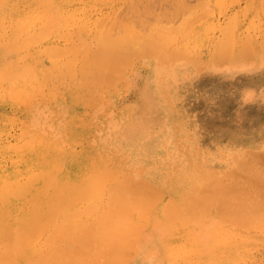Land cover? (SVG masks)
<instances>
[{
	"label": "rangeland",
	"instance_id": "374dc122",
	"mask_svg": "<svg viewBox=\"0 0 264 264\" xmlns=\"http://www.w3.org/2000/svg\"><path fill=\"white\" fill-rule=\"evenodd\" d=\"M159 28L160 31L161 28L165 29L167 33L165 30L163 32L169 33L172 37L166 38V35L161 34L162 31L158 33L156 30ZM127 30L128 32L133 30L135 34L128 33ZM125 31L130 35L133 34L131 37L140 36L141 39H145V41L142 40L143 42H148L149 40L146 38L153 37L154 41H158L159 44L155 45L151 38L152 46L158 47H152V49L148 47L150 51L152 50L151 52H145L147 49L145 47L142 54L136 49L141 54L138 53L137 57H135L136 51L135 56L129 54L130 61H133L131 65L127 63L129 61L127 53L124 56L125 60L121 59L122 63L127 60V64L121 65H128L129 68L126 66L127 70H124V67L119 64L120 66L117 67L124 70L123 73L121 72L124 75L121 77L116 75L118 80L115 82L114 72L112 75L115 77L108 73L107 77L108 75L112 76L114 82L113 84L110 79L111 84L109 83V85L111 86H108V83L106 85L104 82L106 83L109 77L106 78L107 81L104 75H102V79H99L100 76H97L98 72L95 71L97 67L91 61L93 57L90 56L92 58L89 60L88 54L92 55L98 52L97 50L101 47V36L108 35L111 39L121 38L123 40L126 38L124 37ZM137 33L138 35H136ZM135 38V42L140 40ZM134 40L132 41L134 42ZM138 45L137 43L135 47ZM222 47H224L223 52L220 50ZM246 58H248L247 62L251 59L252 62L247 63ZM116 70L115 67L114 71L116 72ZM117 73H120V70ZM3 74H5L4 77ZM7 74L11 79H4L8 77ZM10 74L13 75V78ZM91 86L92 88H88ZM251 88L256 89L253 92V97L246 94V91L248 94L250 90L253 91ZM260 89L261 92H259ZM263 95L264 0L2 1L0 3V182L19 184L20 181L22 186H27L30 189L34 182L33 179L36 176L38 179L32 184L29 192L30 198L14 194L11 190L16 188L11 189L9 186L4 188L6 194L5 196H3L4 193L2 194L3 200L0 198V214H2L0 221L14 228L17 224L19 226L20 218L21 220L22 217L23 219L28 218L30 210L35 209L38 202L42 204L35 210L37 215L41 207L42 211L47 208L48 201L55 191L60 194L61 200L57 215L51 221L52 227L44 228L43 231H40L41 228L35 229L38 233L44 232L42 235L39 234V238L35 236L40 241L39 243L32 241L34 240L30 236L32 232L29 235L31 238L25 237V242L29 240L33 243L26 242V246H22L24 249L18 246L17 249L16 245L15 248L12 247L13 250L17 249L16 254L12 255L13 260L6 261L8 260L7 256H11L10 254L13 252H10L11 248L9 247L11 246L8 247L10 249L8 250L5 244L11 243L6 242L7 239H0V253L2 249H5L2 250V254L6 250L10 252L9 254L6 251L8 253L6 260L2 261L5 259L4 257L0 261L1 264H5L4 262L7 264H26L27 262L32 264L31 258L26 259L31 256L29 253L40 254L44 251L49 252L50 256V252L54 253V251L47 250V248H51L49 244L52 243L53 247L58 246L57 240L62 239L60 242L64 248L59 246L62 249L67 247L66 251L69 248L72 250H69L70 254L61 250L63 256L59 260L63 261V258L70 255L69 258L75 259L76 262H73L76 264H128L126 262L129 257L131 260L128 261L129 264H173V262L174 264H264V221L261 220L264 219L262 216L264 213L259 212L263 210H258V208L264 207V199L262 195L261 198L258 195L261 192L264 194V181H262L264 177L261 180V175L258 176L259 179L255 174V176L248 175L249 171L243 168V165L241 167L247 172L238 169L241 160L246 159L247 163L248 158L246 157L249 152L255 155V158L252 156L254 159L257 157L258 160V157H261L260 159L264 162ZM149 119L150 121L152 119V128L147 129L145 127ZM31 135L32 137L37 135L38 138L30 139ZM40 137L43 143L37 142ZM29 140H35L33 144L31 143L34 148H30ZM256 153L258 154L256 155ZM37 154L41 157H38ZM249 158L251 157L249 156ZM44 160L46 163L43 162ZM255 161L250 162L254 164ZM103 163L104 165L107 163L106 166ZM251 163L249 164L252 166ZM259 163L261 162L259 161ZM259 163L255 164L259 165ZM93 165L101 166L105 169V173L95 174L91 169ZM262 165L264 163H261L257 168L261 167L263 170ZM46 166L49 170L52 168L50 172H47L49 173L47 177L49 176L48 179L51 178V180H46V183L42 182L44 183L42 184L41 176L43 173L47 174L46 170L48 171ZM253 167L256 169V165ZM30 169H33L32 172ZM239 172L240 174L245 173L243 174L245 177L241 176ZM90 173H93V176ZM246 174L248 178H246ZM87 175H90L87 181L96 178V185L94 182H87L86 186L93 184L94 190L96 187L99 189H96L98 194L94 193V190V194L91 192L92 187L89 191L86 188L90 187L78 188L80 194L79 191H76L78 195L76 198L74 197L76 203H70L72 206H67L63 211L61 209L65 207L63 204L68 205L71 202L68 200L67 203V194L64 197L65 193L71 194L70 190L76 186V182L80 183L83 181V177L84 179L88 177ZM250 176L256 179L253 180ZM129 177L134 178V182L139 179L140 181L144 179L143 181L146 180L150 184L154 182L152 185L155 184L156 188L152 186L149 190L161 189V193L164 192L165 195L160 196L161 193L159 195L155 193L159 190L151 191V194H153L152 192L155 194L153 198L149 193L152 198L149 200L147 190L151 187L150 184L145 186L146 190L143 188L145 183L140 182V184L138 181L135 183L143 186L135 184V189H131L132 181V187H127V189L123 182L129 181L127 180ZM217 179L230 183L233 189L234 187L242 188V186L247 188L244 191L239 189L240 193H236L238 195L243 194L242 192L245 193L244 197L240 196L241 198L236 195L242 202H239L238 198V200L234 199L235 202L237 200L240 203L241 207L243 203L248 204V200L257 198L258 203L253 200L257 204L254 202L250 205L246 204L253 208L249 209L244 206L245 204L243 205L249 210L244 207L237 208L240 206L238 203L236 210L231 208L236 214L237 212L241 214L244 210L246 212L251 210L250 217L247 216L249 218L258 216L257 220L260 219L256 222V218L253 219L254 226L249 227L254 223L251 221L248 223L250 224L248 227H246L247 223L240 222L242 219L234 221L233 217L236 218L238 215L239 218V214L234 215L233 213L232 220L231 215L229 216L232 210L229 211L227 208L225 209L229 211H226L229 218L222 214L221 210L223 209L221 208L226 205L223 206L222 199L219 200L216 196L217 188L214 189V192L212 191L216 194L211 193V195L215 196L214 200L217 197L221 201L219 207L221 210L214 205H218V201H212L209 195V198H205L207 194L204 197V193H210V190L207 191V188L211 186L208 182L211 184L214 182V186ZM17 180L19 181L17 182ZM120 181H123L122 185L125 186L123 191ZM258 181L263 183L260 184ZM100 182H103L104 185ZM111 182L114 183V188L118 183L121 186L120 188L117 186L120 191L116 188L109 190ZM35 185H38L36 187L38 191L33 188ZM98 186L106 187L100 190L101 187ZM261 186H263V190ZM137 187L139 188L137 189ZM225 187L224 185L223 188ZM233 189L229 187V190L233 191ZM144 190L146 191L144 195L148 197V200L143 196ZM247 190H252L253 195H248ZM117 191L137 201L132 200L134 202L132 207L126 204L130 206L128 209L122 205L124 210L122 207H117L118 209L115 207L114 210V206L109 201ZM223 192L225 194V191ZM227 193L231 197V191ZM129 194L130 196H128ZM255 194L257 197H251ZM122 195L120 196L124 199L125 195ZM155 195L160 197L156 198ZM220 195L222 196L223 193L221 192ZM223 197L225 196L223 195ZM243 198L248 200L244 199L245 202ZM153 199L156 200L152 202ZM196 199L200 204L203 203V206L198 203L199 209L193 206ZM190 200L193 201L192 205ZM229 200L233 201V199ZM128 201L130 200L128 199ZM170 201L174 202L173 206L175 208L178 206L179 210L190 205L193 210L189 209V213L181 210L180 212L172 211L173 207ZM262 203L263 205H261ZM234 204L236 205V203ZM179 206L184 207L180 208ZM194 207L197 210H194ZM105 208H110L111 212L113 210L112 213L118 217L116 222L112 221L114 224L119 221L118 225L129 224V222L138 223L136 228L140 225L138 230L133 228L135 232L140 230L142 233L139 237L141 243L139 244L140 241L137 244L134 242L136 245H140L137 246L138 248L136 247L138 250H134V244L129 242L128 237L133 240V236L131 237L128 233L113 232L111 235L116 236L115 238L110 237L111 231L105 230L107 231L106 235L109 234L108 236L103 235L104 231H100L102 235H99L101 226L96 222L101 220V212ZM118 210L119 213L116 212ZM252 211L254 212L252 213ZM254 214L257 216H253ZM61 215L64 216L63 219H67V222L66 219L61 220ZM247 216L243 219H247ZM106 218L103 222L100 221L103 223L101 225L102 228L104 226V229H106V224H108L107 227H111L108 218L104 224ZM141 218L144 219L140 220ZM125 219H129V221ZM226 219L228 220L226 221ZM59 220L65 221V225H60L61 221ZM79 222L83 225L87 224L86 227L79 226L80 228L83 227L87 230L88 226L91 231L79 229V227L77 229L76 224ZM91 222L93 223L91 224ZM234 222L235 224H233ZM57 223L62 228L68 227L69 233L65 230L68 234L64 232L67 227L61 229L63 230L61 232L65 234L61 236L62 239L59 237L62 233H57L60 231L59 228L56 227V233L54 229H51ZM217 224L219 225L217 226ZM93 228L97 233L92 231ZM212 228L214 231H209ZM51 230L54 231L55 236L59 234V238L57 236L55 238L53 235L55 240L48 238L52 242L45 238L49 232L52 233ZM208 231V234H212L211 239L207 238L209 236L204 237L205 232ZM50 234L49 236L52 235ZM123 235L129 236L122 239ZM149 235L152 237V241ZM146 236L149 238L147 239ZM116 239L117 242L114 241ZM121 239L122 242H120ZM113 241L116 242V246L112 244ZM127 241L131 245L127 244ZM1 242H4V248ZM218 243L220 244L218 245ZM123 245L125 248L122 247ZM127 245L132 246L133 249ZM206 245H209L208 248ZM37 246H39V250ZM57 246L56 248L59 247ZM111 246L116 248L112 247L111 249ZM26 247L29 248L25 249ZM41 247L44 250L41 251ZM53 247L52 250L55 248ZM124 249L126 252H123ZM207 249H210V253L207 252L208 255L205 254ZM19 250L22 253L25 252L21 254ZM45 255L43 259L49 257L48 255L45 257ZM35 256H32L33 260ZM37 257L38 254L36 256L38 260ZM51 257L55 258V255ZM56 258L58 259V257ZM43 259L41 264H45L46 259ZM52 261L53 259L51 263L54 264ZM35 263L33 262V264Z\"/></svg>",
	"mask_w": 264,
	"mask_h": 264
},
{
	"label": "bare ground",
	"instance_id": "6f19581e",
	"mask_svg": "<svg viewBox=\"0 0 264 264\" xmlns=\"http://www.w3.org/2000/svg\"><path fill=\"white\" fill-rule=\"evenodd\" d=\"M2 1H4V0H0V3H1ZM163 30H165V29H162V28H161L162 33H161V31H160V28H159L158 30H156V31H157L158 33H161V34L164 35V36L166 35V38H168L169 36H171L169 33H168V34H165V33H167V31L165 30L166 32L164 31V32H165V33H164ZM154 31H155V30H154ZM156 31H155V33H157ZM127 32H128V30H127ZM129 32L132 33L133 30H132V31L129 30ZM129 32H128V33H129ZM128 33H126V31H125L124 37H126V38H124L123 40H122L121 38H120V39H118V38H117V39H113V38L111 39L110 37H108V35H106V36H105V35L101 36V38H100V39H101V40H100V42H101V47H100L99 50H97L98 52H97L96 54L93 53V54H95V55H93V54L90 55L91 53L88 54V55H89V60H90V58L93 57L91 61L94 62V64L96 65V67H97V69H98V70L96 69L95 71L98 72L96 75H97V76H100L99 79L102 77V75H104V77L106 76V77H105V80L107 81L108 77L110 76V75H108V77H107V74L109 73V74L112 75L113 72H114L113 75H115V76H116V75H120V77H121L122 75H124V74H122V73H123L122 71H124V70L126 69L125 67L127 66V68H129L128 65L123 66V65H121V64H127V63H128V64L131 65V62H133V61H130V58H129L130 56H129V54H130L131 56H133V54H134L135 51H136V53H135L136 56H135V54H134V56L137 57V56H138L137 54H138L139 52L142 54V53L145 51V47L147 48L145 52H148V51L151 52V51H152V50L150 51V49H152V47H153V46H152L153 44H152V41H151V38H153V37L146 38V40L148 39L149 41H148V42H147V41H146V42H143V41H145V39H141L140 36H135V35H134L135 37H137L138 39H140L139 41L137 40V41L135 42L134 39H136V38H135V37H131L133 34H135V32H133V34H131V35L128 34ZM126 35H130V36L127 37ZM136 35H138V33H137ZM171 37H172V36H171ZM131 38H132V39H131ZM132 40H134V42H133ZM142 40H143V41H142ZM154 40H155V39L153 38V43H154L155 45H158V44H159L158 41H154ZM140 41H142V42L139 43ZM149 42H150V44H149ZM155 42H157V43H155ZM133 43H134V46H133ZM135 43H136V44H135ZM137 43H138L139 45H138V47H137V46L135 47V45H137ZM145 43H146V45H145ZM140 44H141V45H140ZM142 44H143V45H142ZM149 45H150V46H149ZM155 45H154V47H158V46H155ZM142 46H143V47H142ZM148 47H149L150 49H149ZM154 47H153V48H154ZM139 48H140V49H139ZM223 48H224V47L220 48V50L222 51ZM133 49H134V50H133ZM136 49H138L139 52H138V50H136ZM143 49H144V51H143ZM140 50H141V51H140ZM221 51H220V52H221ZM223 51H224V49H223ZM223 51H222V52H223ZM93 52H94V51H93ZM132 52H133V53H132ZM127 53H128V54H127ZM140 53H139V54H140ZM126 54L128 55V59H129L130 62H129V61L127 62V60H126L127 63H126L125 61H124V63H122V61L125 60V58H126V57H124ZM141 54H140V55H141ZM90 56H92V57H90ZM122 57H123V58H122ZM132 58H133V57H132ZM121 59H123V60H121ZM247 59H248V58L245 59L246 62H247ZM249 59H251V58H249ZM120 60H121V61H120ZM251 60H252V59H251ZM251 60H248L249 62H247V63L250 64V61H251ZM119 61H120V63H118ZM251 62H252V61H251ZM116 63H117L118 65H117ZM119 64H120L122 67H124V70H123L122 68L120 69V67H117V66H120ZM130 65H129V66H130ZM115 67L117 68L116 72L114 71V70H115ZM119 70H120V73H117V71H119ZM126 70H127V69H126ZM27 71H28V69H27ZM27 71L25 70V72H27ZM110 72H111V73H110ZM121 72H122V73H121ZM99 73H100V74H99ZM22 74H24V73H22ZM4 75H5V74H3V77H4ZM10 75H12V74H10ZM24 75H25V74H24ZM113 75H112V76H113ZM7 76H8V77H7V78H4V79H11V78H9V77H10L9 74H7ZM112 76L109 77V80H108L106 83L104 82V84L107 85V83H108V86H111V85H109V83L111 84L110 79L112 80V83H113V84H114L115 81L118 80V79H117L118 76H116V79H114V82H113V77H115V76H113V77H112ZM160 76H161V75H160ZM11 77L13 78V75H12ZM123 77H124V76H123ZM123 77H122V78H123ZM102 78H103V77H102ZM102 78H101V79H102ZM106 78H107V79H106ZM119 79H121V78H119ZM109 81H110V82H109ZM11 83H12V81H11ZM127 83H128V82H127ZM162 87H163V86H162ZM256 87H257V86H256ZM88 88H92V86H91V87H88ZM251 89H252V88H251ZM261 89H263V88H261ZM261 89H260L259 92H261ZM91 90H92V89H91ZM248 90H249V89H248ZM252 90H253V91L250 90L249 94H248V92L246 91V94L249 95V97H253V95H254L253 92L256 91V89H252ZM256 93H257V92H256ZM256 95H257V94H256ZM263 96H264V95H263ZM245 97H246V96H245ZM147 122H148V123L146 124V127H145V128H147V129L152 128V126H151V125H152V119H151V121H150V119L147 120ZM93 135H94V134H93ZM33 137H37V135H36V136H33ZM33 137H32V135H31V136H30V139H33ZM37 138H38V137H37ZM26 141H27V140H26ZM26 141H25V142H26ZM29 141H30V142H29V143H30L29 145H31L30 148H34V147H32V144H33V142H34L35 140H29ZM37 142H38V143H39V142L43 143L41 137H40L39 141H38V139H37ZM37 142H36V144H38ZM26 143H27V142H26ZM31 143H32V144H31ZM44 143H45V142H44ZM34 144H35V143H34ZM38 145H39V144H38ZM26 146H27V145H26ZM26 146H25V147H26ZM35 146H36V145H35ZM41 146H42V145H41ZM55 146H56V145H55ZM37 148H38V147H37ZM39 148H40V147H39ZM46 149H47V148H46ZM46 149H45V150H46ZM31 151H32V150H31ZM40 151H42V150H40ZM46 151H47V150H46ZM42 153H44V152H42ZM45 153H47V152H45ZM243 153H244V152H243ZM262 153H263V152H262ZM49 154H50V153H49ZM108 154H109V153H108ZM257 154H258V153H256V155H257ZM37 155H38V154H37ZM44 155H45V154H44ZM44 155H43V156H44ZM54 155H55V154H54ZM103 155H104V154H103ZM243 155H244V154H243ZM245 155H247V154H245ZM262 155H263V154H262ZM39 156H40V155H38V157H39ZM50 156H51V154H50ZM249 156H250L251 158H249ZM252 156L254 157L255 155H253V153L250 154V152H249V154H248L247 157H246V158H248V159H247V160H248L247 163H246V159H244V161H243V160H241V161L239 160V161L241 162V164H240V166L238 165V167H239L238 169H240V171H242V170H244L243 168H246V169H248L249 172H247L246 169L244 170V172H247L248 175L251 174V176H252V174H253V176L257 175V176H256L257 179H259L258 176L261 175V180H262V177H264V174H261V173H264V171H263L264 169L262 170L261 167H260V169L262 170V171H261L259 168H257V166L259 167V165H260L261 163L263 164L264 162H262V159H260L261 157H260V158L258 157V160H257V157H256V159H254L255 157L253 158ZM259 156H261V155H259ZM40 157H41V156H40ZM91 157H92V156H91ZM91 157H90V158H91ZM93 157H94V156H93ZM93 157H92V158H93ZM97 157H98V156H97ZM100 157H101V156H100ZM221 157H222V156H221ZM225 157H226V156H225ZM237 157H238V156H237ZM47 158H48V157H47ZM101 158H102V157H101ZM235 158H236V157H235ZM97 159H98V158H97ZM113 159H114V158H113ZM259 159H260V160H259ZM263 159H264V158H263ZM90 160H91V159H90ZM94 160H95V158H94ZM101 160H102V159H101ZM253 160H256V161L254 162V164H255V163H259V161L261 162V163H259V165H258V164H255V165H256L255 168H256L257 170L254 169V167L252 168V166H255L254 164H252V163H253V162H252ZM91 161H92V160H91ZM108 161H109V160H108ZM250 161H251L252 163H251ZM38 162H39V161H38ZM43 162H45V160H44ZM99 162H100V161H99ZM242 162H243V163H242ZM35 163H36V162H35ZM41 163H42V162H41ZM45 163H46V162H45ZM97 163H98V162H97ZM238 163H239V162H238ZM245 163H246L248 166H247V165L245 166ZM249 163H251L252 166H251ZM37 164H38V163H37ZM53 164H54V162H53ZM91 164H92V162H91ZM91 164H90V165H91ZM106 164H107V163H106ZM106 164L104 165V163H103L104 166H106ZM99 165H100V164H99ZM242 165L244 166L243 168L241 167ZM51 166H52V165H51ZM111 166H112V165H111ZM250 166H251V167H250ZM49 167H50V166H49ZM52 167H53V166H52ZM240 167H241L242 169H241ZM247 167H248V168H247ZM262 167L264 168V165H262ZM30 168H31V167H30ZM42 168H43V167H42ZM46 168H47V166H46ZM50 168H51V167H50ZM114 168H115V166H114ZM235 168H237V166H235ZM12 169H13V168H12ZM47 169H48V168H47ZM91 169H93V172H94L95 174H101V173H103L104 170H105V169L101 168V166H100V167H98V166L96 167V166H94V165H93V167H92ZM109 169H110V168H109ZM30 170H31V172H32L33 169H30ZM38 170H40V169H38ZM45 170H46V169H45ZM50 170H52V168H51ZM50 170H49V169H48V171L46 170V173H47V172H50ZM106 170H107V169H106ZM116 170H117V169H116ZM26 171H27V170H26ZM34 171H35V170H34ZM41 171H42V170H41ZM41 171H40V173H42ZM121 171H122V170H121ZM217 171H218V170H217ZM12 172H13V171H12ZM12 172H10V173H12ZM31 172H30V173H31ZM38 172H39V171H38ZM112 172H113V171H112ZM242 172H243V171H242ZM242 172H241V173H242ZM250 172H251V173H250ZM256 172H258V173H256ZM260 172H261V173H260ZM0 173H1V172H0ZM14 173H15V172H14ZM73 173H74V172H73ZM104 173H105V172H104ZM114 173H115V172H114ZM114 173H113V174H114ZM124 173H125V172H124ZM172 173H173V172H172ZM6 174H7V173H6ZM8 174H9V173H8ZM16 174H17V173H16ZM44 174H45V173H43V175L41 174V175H42V176H41V180H42L41 183H42V182H45V183H46V180L49 181V179L51 180V178L48 179L49 176L47 177V175H49V173L45 174L46 179H45V177H44ZM50 174H51V173H50ZM74 174H75V173H74ZM90 174H91V173H90ZM92 174H93V173H92ZM92 174H91V175H92ZM111 174H112V173H111ZM120 174H121V173H120ZM122 174H123V173H122ZM122 174H121V175H122ZM219 174H220V172H219ZM239 174H240V172H239ZM243 174H245V173H242V174H240V175L242 176ZM254 174H255V175H254ZM11 175H12V174H11ZM14 175H15V174H14ZM20 175H22V174H20ZM28 175H29V173H28ZM30 175H32V173H31ZM63 175H64V173H63ZM116 175H118V174H116ZM179 175H180V174H179ZM183 175H184V174H183ZM246 175H247V174H246ZM248 175H247L246 178H248ZM262 175H263V176H262ZM22 176H25V175H22ZM52 176H53V175H52ZM87 176H88V177H85L86 181H84L85 179H84V177H83V178H82L83 181H81V182L78 183V184H77V182H76V186L73 185V186H75V187H74L72 190H70V191H71V192H70L71 194H69V193L67 192V190H66L67 193H65L64 197H65L66 194H67V196H66L67 203H68V200H70L71 202H69L68 205L63 204V205L65 206V207H62V208H61L63 211H64V208H66L67 206H72L70 203H73V204L76 203V202H74V200H76L75 198L78 196V195L76 194V191H79V194H80V189L77 190L78 188H82V187H83V188H84V187H90V188H86V189L89 191V189H91V187H92L93 189H91V190H92L91 192L93 193V190H94L93 184H91V185L89 184L90 186H89V185L86 186V184H87V182H88V183L94 182V184L96 185V182H95L96 178H94L95 180L90 179V181H87V179L90 178V177H89L90 175H87ZM92 176H93V175H92ZM95 176H97V175H95ZM95 176H94V177H95ZM124 176H125V175H124ZM136 176L138 177V175H136ZM154 176H155V175H154ZM181 176H182V175H181ZM209 176H210V175H209ZM215 176H216V175H215ZM243 176L245 177V175H243ZM251 176H250V177H251ZM15 177H17V176H15ZM63 177H64V176H63ZM105 177H106V176H105ZM210 177H211V176H210ZM210 177H209V178H210ZM21 178H23V177H21ZM25 178H26V177H25ZM30 178H31V177H30ZM54 178H55V176H54ZM113 178H114V177H113ZM132 178H133V177H132ZM211 178L213 179L214 177H211ZM217 178H218V177H217ZM251 178H252V177H251ZM251 178H249V179H251ZM254 178H255V177H254ZM254 178H252V179L255 180L256 178H255V179H254ZM5 179H6V178H5ZM23 179H24V178H23ZM37 179H38V178H37V176H36V178L33 179V181L35 182V180L37 181ZM98 179H99V178H98ZM108 179H109V178H108ZM126 179H127V178H125V180H126ZM130 179H131V177H129V178L127 179V180L130 181V184H129V185H128V182H129V181L126 180V181H127L126 183L122 181V182L126 185V188H127V187H128V188H129V187L131 188L132 185H133V187L131 188V189H133L134 186H135V184H137L138 181H139V183H140V182H142V183L144 182V183H145V185H144L143 188L147 190L146 187L150 184V183H148L146 180L143 181L144 179L141 180V181H140V179H139L138 181L135 179V180H136L135 182H137V183H135V182L133 181L134 178L131 179V180H130ZM172 179H173V178H172ZM214 179H215V178H214ZM218 179H219V178H218ZM218 179H217V181H216V184L214 185L215 187L213 186L214 182H213L212 184H211V182H208L211 186H209V184H208L209 187L206 185V186L208 187V188H207L208 190H207L206 188H205V189H206L207 191L210 190V191H209L210 193H208V192L204 193V197H205V195L207 194L205 198H207L208 195H209V196L212 198V201H213V200L215 199V196L213 195L214 197H212L211 193H212V194H216V192H215V193H213V192H214V189L217 188V189H216V191H217L216 196L219 198V200H220V198H221V199H222V202L219 201V200L217 199V197H216V200H214V202L218 201L219 204H218V205H217V204H214V203H213V204L216 205V206L218 207V209H219L221 203L223 204V206H224V204H225L227 207L225 206V207L223 208V207L221 206V207H222L221 209H223V210H225V211H223V210H221V209H219V210H221L222 214H224V216H225L226 218H229V216L231 215L230 218L232 219V217H233V213H234V215H237V214L240 213V212H239V213L237 212V214H236V213L234 212V210H236L235 208H236L238 205H240V203H239V202L241 201L240 198H241L242 196L244 197V194H245L244 192H242L243 194L238 195V194L240 193L239 189H241L242 191H244V190H246L247 188L244 187V186H242V188L244 187L243 189H242L241 187L238 188V189H237V187H234V189H233V187L231 186L230 183H225L224 180H222L223 182H222L221 180L218 181ZM222 179H223V178H222ZM242 179H244V178L242 177ZM30 180H31V179H30ZM43 180H45V181H43ZM79 180H81V179H79ZM207 180H209V179H207ZM18 181H19V180H17V182H18ZM25 181H26V179H25ZM71 181H73V180H71ZM132 181H133V183H132ZM262 181H264V179H263ZM262 181H258V182H260V184H261V183H263ZM22 182H23V181H22ZM22 182H21V183H22ZM27 182H28V180H27ZM31 182H32V181H31ZM34 182H33V183H34ZM78 182H79V181H78ZM108 182H109V181H108ZM113 182H114V181H113ZM113 182H111V184L113 185V186H112V185H111V186H112L113 188H112L111 186H109L108 189L110 190V189H115V188H116V189H118V190L120 191L119 188H120L121 186L117 183L116 185L119 186V188H117V186L114 188V186H115L114 183H116V182H114V183H113ZM118 182H119V181H118ZM120 182H121V181H120ZM122 182H121V185L123 184ZM146 182H147V183H146ZM149 182H151V181H149ZM206 182H207V181H206ZM219 182H220V184H221V187H220V188H219V186H220ZM248 182H249V180H248ZM250 182L252 183V181H250ZM33 183H32V184H33ZM47 183H48V182H47ZM100 183H101V182H100ZM102 183H103V182H102ZM102 183H101V184H102ZM105 183H106V182H105ZM131 183H132V185H131ZM144 183H143V184H144ZM152 183H154V182H152ZM152 183L150 184L151 187H149L148 190H149L150 188H152V186H153ZM224 183H225V184H224ZM256 183H257V182H256ZM32 184H31V188H32ZM42 184H44V183H42ZM73 184H74V182H73ZM140 184H141V183H140ZM140 184H139V185H140ZM161 184H162V183H161ZM217 184H218V185H217ZM227 184H228V185H227ZM229 184H230V185H229ZM103 185H104V183H103ZM103 185H101V186H103ZM127 185H128V186H127ZM137 185H138V184H137ZM139 185H138V186H139ZM224 185L226 186L225 188H223ZM252 185H254V184H252ZM6 186H7V187L9 186L11 189H12V188H16V189L11 190V191H12L14 194H19V195H20L19 197L22 196V197H25V198H30V194H29V192H30V189H31V188L29 189V187H27V186H22V185L20 184V181H19V184L15 183V182L1 181V182H0V196H1L0 198H1V200H3L2 198H3V196H5V194H6L5 191H4V188H6ZM33 186H34V185H33ZM37 186H38V185H35V187H33V188L37 189V188H36ZM101 186H98V187H101ZM106 186H107V185H106ZM106 186H105V187H106ZM141 186H143V185H140V187H141ZM145 186H146V187H145ZM156 186H157V185H156ZM182 186H183V184H182ZM202 186H203V184H202ZM212 186H213V187H212ZM228 186L231 187V189H233V191H232V190H229V187H228ZM69 187H70V186H69ZM69 187H68V188H69ZM105 187H103V188H105ZM110 187H111V188H110ZM124 187H125V186L122 185V188H123V189L121 188L122 191L124 190ZM135 187H136V186H135ZM153 187H155V184H154ZM162 187H163V186H162ZM197 187H198V185H197ZM200 187H201V186H200ZM262 187H263V186H261V189L263 190L264 187H263V188H262ZM103 188L101 187L100 190H101V189L103 190ZM128 188H127V189H128ZM138 188H139V187H137V189H138ZM155 188H156V187H155ZM155 188H154V189H155ZM164 188H165V187H164ZM203 188H204V187H203ZM222 188H223V189H222ZM245 188H246V189H245ZM28 189H29V190H28ZM96 189H98V188L96 187ZM96 189L94 190V191H95L94 193H96V191L99 190V189H98V190H96ZM131 189H129V190L132 191ZM134 189H135V188H134ZM193 189H194V186H193ZM205 189H204V190H205ZM212 189H213V190H212ZM220 189H221V190H220ZM224 189H225V190H224ZM226 189H227L228 191H227ZM129 190H128V191H129ZM148 190H147L148 195H149V193H150L151 191L159 190V191L155 192V193H157L158 195H159V194L161 193V191H162L161 189H155V190L152 189L151 191H150V190L148 191ZM201 190H202V189H201ZM222 190L225 191V194H226L227 196L224 194V192H223ZM234 190H238V191H234ZM37 191H38V189H37ZM122 191H121V192H122ZM212 191H213V192H212ZM230 191H231V193H232V194H231V197H232V198H231L230 196H228L229 194L227 193V192H230ZM247 191H248V190H247ZM251 191H252V190H249V191H248L249 194H248L246 191H245V192H246L248 195H251V194H252ZM263 191H264V190H263ZM39 192H40V190H39ZM52 192H53V191H52ZM73 192H75V193H73ZM218 192H219L220 194H221V192H222L223 195H224L225 197H223V195L221 196ZM237 192H238V194H236ZM254 192H255V191L253 190V193H254ZM257 192H258V191H257ZM259 192H261V190H259ZM3 193H4V194H3ZM40 193H41V192H40ZM77 193H78V192H77ZM94 193H93V194H94ZM145 193H146V191L144 190L143 196L146 197V195H144ZM152 193H153V194L150 193V195L154 198L153 195H154L155 193H154V192H152ZM233 193H234V194H233ZM2 194H3V196H2ZM68 194H69V195H68ZM96 194H98V193H96ZM113 194H115V193H113ZM113 194H112V195H113ZM117 194H118V195H117ZM119 194L122 195L121 193H119V192L117 191L116 195H114L113 198L110 197V201H109V202H110V204H111L112 206H114V210H115V207H116V208H117V207H122V208H123V207L125 206V209H128V207H130V206L132 207V206H133V204H134V202H135L136 199L133 198V199H134V200H133L132 198H129V197H127L125 194H123V195H125V198H124V199L127 201V202H126V201L123 199V197H121ZM163 194H164V192H162V193L160 194V196L163 195ZM247 194H246V195H247ZM112 195H111V196H112ZM123 195H122V196H123ZM150 195H149V200H150V198H151ZM164 195H165V194H164ZM218 195H219V196H218ZM233 195H234V197H233ZM236 195H238V197H240V196H241V197L238 198ZM252 195H253V194H252ZM256 195H257V194H255V196H251V197H257ZM258 195H260V196H259L260 198H261V195H262V198L264 199V196H263L264 194H263L262 192H261L260 194H258ZM83 196H84V195H83ZM128 196H130V194H129ZM160 196H158V197H160ZM74 197H75V198H74ZM140 197H141V196H140ZM155 197H156V195H155ZM158 197H156V198H158ZM204 197L202 196L203 199H204ZM226 197H228L229 199H233V201L227 199ZM37 198H38V197H37ZM126 198H128L130 201H128V199H126ZM163 198H164V197H163ZM169 198H170V197H169ZM202 198H201V199H202ZM208 198H209V197H208ZM213 198H214V199H213ZM235 198H236V199L238 198V199H239V202H237L238 199H237L236 202H235V201H234ZM249 198H250V197L248 196V199H249ZM146 199L148 200V197H146ZM146 199H145V200H146ZM151 199H152V198H151ZM244 199H245L246 201L248 200V199H246V198H243V200H244ZM60 200H61V196H60V194H59L58 192L55 191V193L53 194V196L51 197V199H49V201H48V205L46 204V205H47V208H44V210L42 211V207H41V208L38 210V212H37L38 215H37V214L35 213V210H36L38 207H40V205L42 204V203L38 202V205L35 207V209L32 208V209L30 210V213H29V215H28V218L25 217V218L23 219V217H22V220H21V218H20L21 221L19 220V222H20L19 226H18V224H17L14 228L10 227L11 225H8V224L4 223L3 221H0V232H1V233H0V234H1V235H0V239H7V240H5L6 242H10L12 245L14 244L13 246H12L11 244H5L6 247H7V249L10 250L9 248H11L10 252H13V253L10 254V252H8V251L6 250V251L11 255V256L8 255V256H7L8 260H6V255H7L8 253H6V251H5L4 253H6V254H5V255H4V253L2 254V250H3V251L5 250V249H2V250H1V253H0V255H1V256H0V257H1L0 261H1L2 259H4V257H5V259L2 260V261H5V260H6V261H10V260L13 258L12 255H13V254H14V255L16 254V250L18 249V247H19V248H23V247L26 246V242H27V243H28V242L30 243L31 241H29V240H27V241L25 242V239H26V238H27L32 232H33V233L30 235V236L32 237V239H34V240H32V241H33V242L38 241L37 239H38L39 236H40L39 234L42 235L44 232H40V233H38L37 231H35V229L38 230L39 228H41V229H40V231H41L42 229L44 230V228L52 227V226H51V221H53V220L55 219L56 215H57V209H58V205H59ZM132 200H133L134 202H133ZM147 200H146V201H147ZM154 200H156V199H153L152 202H153ZM174 200H175V199H174ZM192 200H193V199H192ZM224 200H225V201H224ZM245 200H244V201H245ZM251 200H252V199H251ZM251 200H248L249 202H248V204H247V203H246V204H247V205H250V203L252 204V202H254V201H257V203H258L257 198H255V199L253 198L254 201H253V200L251 201ZM260 200H261V199H260ZM260 200H259V202H261ZM64 201H65V200H64ZM131 201H132V202H131ZM136 201H137V200H136ZM188 201H189V200H188ZM190 201H191V200H190ZM228 201H231V202L229 203ZM246 201H245V202H246ZM250 201H251V202H250ZM262 201H263V200H262ZM194 202H195V203L193 204V201H191V205L193 204V206H195L196 208H198L199 205H200V206H203V203L201 202V204H200L199 200H197V199L194 200ZM220 202H221V203H220ZM227 202H228V203H227ZM241 202H242V201H241ZM65 203H66V202H65ZM67 203H66V204H67ZM129 203H130V204H129ZM170 203H171V206L174 208V209L172 208V211L180 212V210H181L182 212L184 211V212H186V213H189V211H190L191 209L193 210V207L191 208V205H190V206H186L187 208H185V209H180V210H179V209L177 208L178 206H176V208H175V206H173L174 202H171V201H170ZM189 203H190V202H189ZM198 203H199V205H198ZM234 203H236V205H235ZM237 203H238V205H237ZM254 203H256V202H254ZM257 203H256V204H257ZM263 203H264V202H263ZM263 203H262L261 205H263ZM69 204H70V205H69ZM126 204H128V205H130V206H128V205H126ZM131 204H132V205H131ZM175 204H176V202H175ZM196 204H197V206H196ZM228 204H229V207H228ZM241 204H242V203H241ZM244 204H245V203H243V205H244ZM246 204L244 205L245 207L247 206ZM256 204H253V205H256ZM46 205H45V206H46ZM111 205H110V207H112ZM122 205H124V206H122ZM176 205H177V204H176ZM232 205H233V206H232ZM243 205H242V207H244ZM259 205H260V204H259ZM126 206H127V207H126ZM200 206H199V208H200ZM231 206H232V207H231ZM234 206H235V207H234ZM263 206H264V205H263ZM263 206H261V207H263ZM59 207H60V206H59ZM179 207H180V206H179ZM183 207H184V206H182V207H180V208H183ZM188 207H189V208H188ZM195 207H194V210H197ZM233 207H234V208H233ZM242 207H241V205H240V206H238L237 208H242ZM245 207H244V208H245ZM250 207H251V206H250ZM250 207L247 206V208H249V209H250ZM257 207H258V206H257ZM257 207H256V208H257ZM259 207H260V206H259ZM261 207H260V208H261ZM68 208H69V207H68ZM122 208H121V209H122ZM199 208H198V209H199ZM225 208L229 209V211L232 210V209H234V210L230 211V212H232V213L229 214V216H228L227 212H229V211H227ZM231 208H232V209H231ZM247 208H245V209H246V210H249V209H247ZM251 208H253V206H252ZM263 208H264V207H263ZM263 208H262V209H259V208H258V210H263V211H264ZM105 209H106V208H105ZM105 209H104V211L102 210L103 213L101 212V220L97 219V220H99V221L96 222V223H98V225H99V223H100L99 226H101L100 229H99V232H98V233H100V231H101V232L104 231L103 235L108 236V235L110 234V237L113 235V232H115V233H116V232H118V233H120V232L128 233L129 235H131V237L133 236V237H132L133 240L131 239L132 241H131V240L129 239V237H128L129 242H130L131 244H132V243L134 244V245L132 244L134 250H138L137 248H138L140 245H136V244L140 241L139 237L141 236L142 233L140 232V230H139V232H137V230H138L137 228H138L140 225H138V227L136 228V225H137L138 223L135 224L136 222H133V223H130V222H129V224H123V225H122V224H121V225L119 224V225H120V226H119V225L117 224L119 221H118L116 224H114V222H112V221L114 220V221L116 222V220H118V217L115 216V215L112 213V212H114L113 210H112V212L110 211V208H108V209H106V210H108V211L111 212V213H106V212H108V211H106ZM117 209H118V208H117ZM121 209H119V210L121 211ZM175 209H177V210H175ZM189 209H190V210H189ZM3 210H4V209H3ZM62 210H60V212H62ZM119 210L116 211V212L119 213ZM123 210H124V208H123ZM123 210H122V211H123ZM237 210H238V209H237ZM239 210H240V209H239ZM241 210H242V209H241ZM243 210H244V209H243ZM246 210L243 211L244 214H243V213L239 214V218H238V215H237L236 218H235V216H234L233 219H234V221H236V219H237L238 221L242 219L240 222L243 221V223H247V224H246V225H247L246 227H248V225H250V224H248V223L254 222L253 219H255L256 217H255V218H252V217L249 218V217H250V211H251V210H250L249 212H248V211L246 212ZM105 211H106V212H105ZM226 211H227V212H226ZM256 211H257V210H256ZM256 211H255V212H256ZM263 211H259V212L264 213ZM6 212H7V211H6ZM60 212H59V213H60ZM104 212H105V213H104ZM194 212H195V211H194ZM197 212H198V211H197ZM224 212H226V213H224ZM245 212H246V213H245ZM253 212H254V211H252V213H253ZM3 213H5V211H3ZM7 213H8V212H7ZM191 213H192V211H191ZM252 213H251V214H252ZM261 213H260V217H261ZM5 214H6V213H5ZM63 214H65V213H63ZM102 214H103V215H102ZM111 214H113V215H111ZM115 214H116V213H115ZM121 214H122V212H121ZM204 214H205V213H204ZM225 214H226L227 216H226ZM258 214H259V213H258ZM0 215H2V214H0ZM25 215H26V213H25ZM117 215H118V214H117ZM151 215H152V214H151ZM247 215H248L249 217H248ZM23 216H24V215H23ZM61 216H62V215H61ZM114 216H115V217H114ZM149 216H150V215H149ZM204 216H205V215H204ZM242 216H243V217H242ZM246 216H247V219H243V218H245ZM253 216H257V215L254 214ZM262 216H264V215H262ZM63 217H64V216H62V219H61L62 221L66 219V218L63 219ZM106 217L108 218V222H109V220H110V222H111V227H110V226L107 227L108 224H106V221H107V218H106ZM116 217H117V219H116ZM143 217H144V216H143ZM260 217H259V218H260ZM60 218H61V217H60ZM105 218H106V220H105V223H104V224L107 225V226H105L106 229H104V226H103V228H102V225H101V224H103L102 222H103V220H104ZM147 218H149V217H147ZM147 218H145V219H147ZM203 218H205V217H203ZM257 218H258V216H257ZM257 218H256L255 222L260 220V219L257 220ZM261 218H262V217H261ZM69 219H70V218H69ZM142 219H144V218H141L140 220H142ZM233 219H232V220H233ZM61 220H59V221H61ZM70 220H71V219H70ZM70 220H69V221H70ZM125 220H126V219H125ZM127 220L129 221V219H127ZM127 220H126V221H127ZM138 220H139V219H138ZM227 220H228V219H226V221H227ZM232 220H230V222H232ZM244 220H245V221H244ZM261 220L264 221V219H261ZM62 221L59 222V224L62 225V226H64L65 223L67 222V219L65 220L66 222H65V221L62 222ZM100 221H102V222H100ZM126 221H125V223H126ZM130 221H131V220H130ZM147 221H148V219H147ZM147 221H145V222H147ZM250 221H251V222H250ZM56 222H57V220H56ZM108 222H107V223H108ZM131 222H132V221H131ZM141 222H142V221H141ZM255 222L253 223V225L251 224L249 227L254 226ZM61 223H64V224H61ZM92 223H93V222H91V224H92ZM112 223H113V224H112ZM59 224H58V223H57V224H54V225H53V228H51V229H52V230L54 229V231H55V233H56V232H57V228H59L58 230H60V231L57 232V233L61 234V233H62L61 231H63V230H61V229H64V228H66L67 226L64 227V228H62V226H60ZM78 224H80V225H78ZM84 224H85V223H84ZM91 224H90V225H91ZM109 224H110V223H109ZM139 224H140V223H139ZM147 224H148V223H147ZM155 224H156V223H155ZM233 224H235V222H234ZM236 224H237V223H236ZM239 224H240V223H239ZM76 225H77V227H76V226H75V227L78 229V227H79V226L81 227L83 224H81V222H79V223H77ZM86 225H87V224H86ZM86 225H83V227H84V226L86 227ZM88 225H89V224H88ZM114 225H115V226H114ZM142 225H143V224H142ZM145 225H146V223H145ZM218 225H219V224H217V226H218ZM240 225H241V224H240ZM259 225H260V224H259ZM99 226H98V227H99ZM113 226H114V227H113ZM242 226H243V225H242ZM56 227H57V228H56ZM80 227H79V229H82V228H83V227H82V228H80ZM91 227H92V225H91ZM94 227H95V222H94ZM98 227H96V228H98ZM214 227H216V226H214ZM101 228H102L103 230H102ZM133 228L137 229L136 232L134 231L135 229H133ZM141 228H142V226L140 227V229H141ZM216 228H217V227H216ZM216 228H215V230H216ZM261 228H262V227H261ZM67 229H68V227H67L66 229H64V232H65L66 234L69 233V231H67ZM77 229L74 228V230H77ZM83 229L86 230V228H83ZM89 229H90V228H89ZM89 229H88V226H87V230H86V231H88ZM218 229H219V228H218ZM218 229H217V230H218ZM43 230H42V231H43ZM52 230H51V232H52L51 234H52V235L50 234V232H49L50 230H49V231H48L49 233L47 234L48 236H47V235H46V237L44 236L48 241H51V242H52V240H50V239H48V238H52V239H53L54 236H55V233H54V231H52ZM65 230H66L68 233H67ZM105 230L111 231L112 233L110 232L108 235H106V232H107V231H105ZM221 230L223 231V229H221ZM221 230H220V231H221ZM81 231H82V230H81ZM89 231H91V230H89ZM92 231H96V230L93 228ZM209 231H211V232L214 231V228L210 229ZM209 231H208V232H205V236H204V237L209 236V237H207V238H210V236H211L212 234H211V235L208 234ZM34 232H35V235H33ZM60 232H61V233H60ZM77 232H78V230H77ZM134 232H135V233H134ZM96 233H97V231H96ZM115 233H114V234H115ZM118 233H117V234H118ZM138 233H140V234H138ZM198 233H199V232H198ZM214 233H215V232H213V234H214ZM221 233H222V232H221ZM223 233H224V232H223ZM223 233H222V234H223ZM49 234H50L51 236H53V235H54V236L51 237V236H49ZM59 234H57L56 236L58 237ZM111 234H112V235H111ZM120 234H121V233H120ZM120 234H118V235H120ZM199 234H200V233H199ZM207 234H208V235H207ZM215 234H216V233H215ZM217 234H218V233H217ZM63 235H65V234L62 233V235L59 236L60 239H62L61 236H63ZM99 235H102V234L100 233ZM129 235H126V236H129ZM200 235H201V234H200ZM30 236H29V237H30ZM35 236H37L38 238H35ZM56 236H55V238H57ZM123 236H124V235H123ZM126 236L122 237V239H123V238H127ZM149 236H150V235H149ZM213 236H215V235H213ZM213 236H212V237H213ZM219 236H220V234H219ZM25 237H26V238H25ZM31 237H30V238H31ZM59 237H58V238H59ZM112 237H115V238H116V236H112ZM199 237H200V236H199ZM201 237H202V236H201ZM30 238H29V239H30ZM40 238H41V237H40ZM42 238H43V237H42ZM45 238H43V239H45ZM146 238L148 239L149 237L146 236ZM150 238H151V241H152V237H151V236H150ZM218 238H219V237H218ZM220 238H221V237H220ZM9 239H10V240H9ZM43 239H42V240H43ZM119 239H120V238H119ZM122 239H121L120 242H122ZM195 239H196V238H195ZM199 239L202 240V238H199ZM210 239H211V238H210ZM210 239L208 240L209 242H210ZM215 239H216V238H215ZM8 240H9V241H8ZM30 240H31V239H30ZM53 240H55V239H53ZM62 240H63V239H62ZM62 240H60V241H62ZM153 240H154V239H153ZM220 240H221V239H220ZM23 241H24V242H23ZM57 241L59 242L58 246H59V245L62 246L61 242H60L59 240H57ZM114 241L117 242V239L114 240ZM114 241L112 242V244L116 246V244H115L116 242H114ZM118 241H119V240H118ZM123 241L126 242V240H123ZM198 241H200V240H198ZM6 242H5V243H6ZM33 242H31V243H33ZM39 242H40V241H38V243H39ZM129 242L127 241V244H128ZM134 242H136V244H135ZM201 242H202V241H201ZM1 243L3 244V248H4V246H5V245H4V242H1ZM23 243H24L25 245H22ZM31 243H30V244H31ZM36 243H37V242H36ZM36 243H35V244H36ZM64 243H66V242L64 241ZM130 243H129V245H131ZM140 243H141V241L139 242V244H140ZM206 243H207V242H206ZM2 244H1V245H2ZM51 244H52V243H51ZM51 244H49V246H51V248H52L53 246H52ZM199 244H200V243H199ZM212 244H213V243H212ZM219 244H220V243H218V245H219ZM15 245H16V246H15ZM20 245H21V247H20ZM27 245H28V244H27ZM124 245H125V244H124ZM124 245H123L122 247L125 248ZM129 245H127V246H129ZM203 245H204V244H203ZM9 246H11V247H9ZM14 246L17 248V249H14L15 251L13 250V248H15ZM17 246H18V247H17ZM22 246H23V247H22ZM45 246H46V248H47V244H46ZM45 246H44V247H45ZM56 246H57V245H56ZM56 246H54L55 248L53 247L54 250H52L50 247L47 248L48 251H54V253H53V252H52V253L50 252V256H54V255H55V258H54V257H51V258L53 259L52 262H54V264H63V263H64V264H66V263H67V264H69V263H70V264H73L74 262H76L75 259L72 260L71 258H69L70 255H68V254H70V253H68V252H69V250H72L71 248L67 249V251H66L65 249H66L67 247H66L65 249H62L63 246H62V247H61V246H59V247L57 246L58 248L61 247L60 249H58V248H56ZM115 246H111V249H112V247H115ZM137 246H138V247H137ZM206 246H207V245H206ZM208 246H209V245H208ZM208 246H207V248H208ZM210 246H211V245H210ZM228 246H229V245H228ZM8 247H9V248H8ZM12 247H13V248H12ZM38 247H39V246H37V249L39 250ZM122 247H121V248H122ZM129 247L132 248V246H129ZM136 247H137V248H136ZM215 247H216V246H215ZM28 248H29V247H26L25 249H28ZM41 248H42V249H40L41 251L44 250L43 247H41ZM63 248H64V247H63ZM115 248H116V247H115ZM126 248H127V247H126ZM133 248H132V249H133ZM135 248H136V249H135ZM209 248H210V247H209ZM216 248H218V246H217ZM0 249H1V246H0ZM23 249H24V248H23ZM23 249H22V251H23ZM122 249H123V248H122ZM127 249H128V248H127ZM213 249H215V248H213ZM38 250H36V251H38ZM55 250H58L60 254L58 253V251L56 252ZM61 250H62L63 252H67V253H68V254H67L68 256H67V255H64V256H67V257L63 258V259H62L63 261H60V260H59V259L63 256V252H62ZM167 250H168V249H167ZM167 250H166V251H167ZM209 250H210V249H207L206 252H205V254H207V252H209ZM224 250H225V249H224ZM20 251H21V250H19V252H20ZM22 251L20 252L21 254H23V253L25 252V251H24V252L22 253ZM45 251H46V249H45ZM60 251H61V252H60ZM124 251H125V249L123 250V252H124ZM220 251H221V250H220ZM220 251H219V252H220ZM17 252H18V251H17ZM85 252L87 253V251H85ZM105 252H106V251H105ZM107 252H108V250H107ZM120 252H121V250H120ZM125 252H126V251H125ZM171 252H172V251H171ZM173 252H174V251H173ZM211 252H212V251H211ZM43 253H44V254H43ZM45 253H47V252L42 251V253H40V254L37 253V252H35V253L33 254V252H32V253H29V255L31 254V256H30V257H27L26 259H28V258L30 259V258H31V260H32L34 263H35V262H36V263H40V262H42L41 260L44 258L43 256L45 255ZM48 253H49V252H48ZM48 253L45 255V257H48V256H49ZM134 253H135V252H134ZM174 253H175V252H174ZM209 253H210V252H209ZM209 253H208V254H209ZM37 254H38V257H37L38 260L36 259ZM65 254H66V253H65ZM124 254H125V253H124ZM128 254H129V252H128ZM131 254H132V251H131ZM170 254H171V253H170ZM208 254H207V255H208ZM3 255H4V256H3ZM29 255H28V256H29ZM33 255H34V256L36 255V256L34 257V258H35L34 260H36V261H34V260L32 259V256H33ZM47 255H48V256H47ZM56 255H57V256H56ZM60 255H61V256H60ZM108 255H110V254H108ZM108 255H107V257H108ZM132 255H133V254H132ZM173 255H174V254H173ZM207 255H206V256H207ZM40 256H42V257L40 258ZM50 256H49L48 258H45L46 260L43 259V260H45V261H44L45 264H47L48 261H50L48 264L51 263V260H52V259L50 258ZM105 256H106V254H105ZM123 256H125V255H123ZM178 256H179V255H178ZM2 257H3V258H2ZM9 257H11V258H9ZM56 257H58V259H57ZM126 257H127V256H126ZM126 257H125V259H124L125 261H126ZM173 257H174V256H173ZM67 258H68V259H67ZM108 258H109V257H108ZM127 258H128V257H127ZM131 258H132V256H131ZM171 258H172V257H171ZM205 258L207 259V257H205ZM26 259H25V260H26ZM39 259H40V260H39ZM48 259H49V260H48ZM56 259L58 260V262L56 261ZM70 259H71V261H70ZM151 259H152V258H151ZM176 259H177V258H176ZM176 259H174V260H176ZM12 260H13V259H12ZM54 260H55V261H54ZM67 260H68V261H67ZM129 260H130V257L127 259V262H126V263L129 264V262H128ZM171 260H173V259H171ZM32 261H31V262H32ZM59 261H60V262H59ZM65 261H67V262H65ZM73 261H74V262H73ZM130 261H131V260H130ZM176 261H177V260H176ZM29 262H30V261H29ZM33 262H32V264H33ZM71 262H72V263H71ZM1 263H2V262H0V264H1ZM4 263L7 264V262H4ZM36 263H35V264H36ZM26 264H31V263H28V262H27ZM40 264H41V263H40ZM51 264H53V263H51ZM74 264H76V263H74ZM160 264H161V263H160ZM169 264H171V263H169ZM173 264H174V262H173Z\"/></svg>",
	"mask_w": 264,
	"mask_h": 264
}]
</instances>
